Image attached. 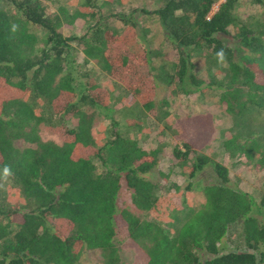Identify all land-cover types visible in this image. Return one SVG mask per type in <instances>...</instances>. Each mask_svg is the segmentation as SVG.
<instances>
[{"label": "trees", "instance_id": "16d2710c", "mask_svg": "<svg viewBox=\"0 0 264 264\" xmlns=\"http://www.w3.org/2000/svg\"><path fill=\"white\" fill-rule=\"evenodd\" d=\"M43 1L0 0V169L11 167L10 181L25 204L19 210L0 207V264H75L91 249L98 252L94 264H126L115 238L132 248L129 264H264V194L254 201L222 164L201 152L214 129L210 115L175 120L172 159L186 175L185 191L197 192L203 203L170 234L146 216L158 206L159 184L146 176L161 149L142 150L115 132L109 91L79 73L70 46L78 44L84 62L119 83L155 120L162 119L167 104L157 99L158 90L185 96L212 88L219 92L222 112L233 127L243 126V134L249 119L264 114V19H241L234 13L239 0H158L155 9L138 14L156 17L177 58L153 68L158 54L148 43V30L130 16L102 19L93 0L71 14L60 7L45 14ZM98 1L107 7L120 0ZM250 1L264 8V0ZM116 18L121 30L113 26ZM85 19L94 23L81 36L60 33L62 26ZM218 36L229 37L231 45ZM221 50L223 63L216 58ZM193 58L204 60V80L192 74ZM95 117L109 121V136L100 145L91 135ZM40 133L55 142L41 141ZM14 140L34 148L15 149ZM261 140L236 131L221 146L229 157L263 170ZM205 171L212 182L201 185L197 177ZM131 208L142 212L141 218ZM236 222L244 248H220Z\"/></svg>", "mask_w": 264, "mask_h": 264}, {"label": "rangeland", "instance_id": "374dc122", "mask_svg": "<svg viewBox=\"0 0 264 264\" xmlns=\"http://www.w3.org/2000/svg\"><path fill=\"white\" fill-rule=\"evenodd\" d=\"M84 0H47L43 1L44 13L53 14L57 7L62 8L66 13L71 14L83 6ZM97 11V16L102 19L107 15H124L131 17L140 27L147 29V40L158 56L152 60L151 67L157 68L160 65L175 63L177 58V50L173 48L164 38L161 28L155 16L151 14H138L140 10H153L158 5V0H120L112 2L109 6L104 7L99 5L98 0L92 1ZM218 4V3H217ZM217 4L211 6L210 11H215ZM134 13L131 14V12ZM234 13L241 19L252 18L261 20L264 19V8L260 5L252 3L250 0H239L234 7ZM119 18V17H118ZM114 19L113 26L117 30L122 29L119 19ZM94 21L85 19L84 21L75 20L71 26H62L60 33L63 37H79L88 28L93 25ZM30 31L35 34L38 39L44 38L42 30L31 27ZM232 34V31H229ZM220 40L231 45V40L226 36H218ZM70 46L73 50L76 65L79 73H87L89 77L95 79L96 83L103 89L108 90L112 105L114 108L113 118L117 122L115 132L123 137L136 141L138 147L142 150H153L159 148L162 154L158 156L156 168L146 176L148 181L159 184L157 191L158 206L150 214H147V219L159 222L166 228L168 232L173 234L178 226L184 222L191 212L199 207L202 202V197L193 190L185 191L187 184L186 175L181 173L180 169L175 165L172 159V148L175 145L171 134L175 128L174 123L177 117L182 115H210L213 132L207 142L201 148V152L220 164L228 171V176L231 181L236 182L238 188L248 194L257 201L261 194H264V169L256 170L253 164H247L243 158L229 157L223 150L221 143L224 138H227L233 132L239 131L241 135H255L261 137V150L264 151V114L258 117L249 119L247 132L243 133L242 125L233 127L231 117L222 112V107L218 101V93L212 88L204 90L203 93H194L189 95L181 94H166L162 90L157 91V99L165 98L166 106L165 113L160 121L155 120L152 115L145 114L136 101L126 93L119 83H115L110 78L101 73L90 62H84L80 52L81 48L78 44L72 42ZM39 47V46H38ZM191 72L198 79H205V63L202 58H193ZM167 67V66H166ZM38 109L42 107L38 103ZM109 121L101 117H95L93 125H91V135L97 145H100L108 138ZM41 141L51 140L55 142L54 137L48 136L45 133H40ZM13 147L18 150L24 148H34V145L26 144L20 140L13 141ZM96 165V162H95ZM197 179L201 185L212 182L211 174L208 171L202 172ZM119 202V201H118ZM120 203V202H119ZM0 207L10 210H19L25 207L18 193V185L10 181L0 188ZM134 214L141 218L142 212L135 211L131 208ZM118 247L117 254L119 259L129 264L132 260V248L120 244L119 239L115 238ZM219 247L224 250H240L244 248L242 239V226L239 222L228 226L222 242ZM200 258H203L202 252L198 253ZM98 252L95 249L83 251L77 258L75 264H94L97 260Z\"/></svg>", "mask_w": 264, "mask_h": 264}, {"label": "clouds", "instance_id": "9594fccd", "mask_svg": "<svg viewBox=\"0 0 264 264\" xmlns=\"http://www.w3.org/2000/svg\"><path fill=\"white\" fill-rule=\"evenodd\" d=\"M17 30V26H12V31L15 32ZM216 58L218 62L223 63L225 60L224 52L221 50L216 53ZM14 176V173L10 166L5 165L2 169H0V188L4 187V185L10 182L11 178Z\"/></svg>", "mask_w": 264, "mask_h": 264}, {"label": "built area", "instance_id": "2783aa9c", "mask_svg": "<svg viewBox=\"0 0 264 264\" xmlns=\"http://www.w3.org/2000/svg\"><path fill=\"white\" fill-rule=\"evenodd\" d=\"M211 9V8H210ZM211 11H209V13H210Z\"/></svg>", "mask_w": 264, "mask_h": 264}]
</instances>
